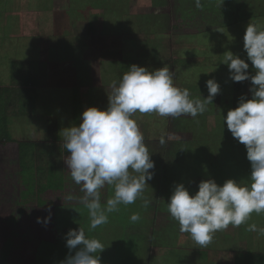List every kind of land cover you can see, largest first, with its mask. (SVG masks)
Listing matches in <instances>:
<instances>
[{
	"label": "rangeland",
	"instance_id": "374dc122",
	"mask_svg": "<svg viewBox=\"0 0 264 264\" xmlns=\"http://www.w3.org/2000/svg\"><path fill=\"white\" fill-rule=\"evenodd\" d=\"M18 1L22 8L21 18L23 20L19 22L20 32L16 31L13 35L16 34L20 37L22 46L20 41H17V45L26 59L23 61L26 70L21 78L25 76L28 70L34 72V77L38 80V86L28 91L31 92V96L35 93L33 98L36 100L39 112L36 116L37 121L27 122L28 133L32 135H26L20 130L14 135V140L40 144H54L52 138L55 132L60 133L64 128L79 125L80 118L74 123L75 117L73 116L74 88L80 86L81 89L78 95L83 97L85 101H87L86 98L89 93L92 92L95 95L92 97V101L96 103L95 107L101 110L106 109L108 95L112 92V83L115 81L118 84L123 73L133 64L146 67L150 71L166 65L173 73L175 86L181 89L187 88L193 99L206 98L209 93L203 86H205L207 80L203 81L202 72H199L198 68L208 66L206 72L213 74V68L217 66L212 67V65H215V63L219 65L217 59L219 56L205 50L206 46L202 42L205 39L201 38V40L198 34L203 31L200 29L201 23L203 21L209 22L208 20L222 22L227 14L229 15L226 10L229 12L233 8L230 6L234 4L235 8L238 9L234 20L239 21L241 20L239 13L245 1H248L251 5L253 4V0H201L202 7L198 8L195 0H131L132 3L130 1V4L124 9L123 25L121 28L119 27V32H113L116 31L114 29L102 40L95 39V43L91 48H88L86 47V40L88 39L89 25L94 24L99 35L102 32L104 33L105 28L103 26L108 20L107 8L100 10L87 9L83 14L75 15L64 30H57L54 24V14L67 10L70 6V0H51L47 6L49 9L41 7L42 0ZM18 1L14 2L17 3ZM261 14H264V12ZM85 15L87 19L84 20ZM2 23L5 22L2 21ZM113 25L117 27L119 24L114 22ZM6 29H10V22L6 24ZM25 45L28 46L25 47ZM214 45H217L216 40ZM99 47L101 49H98ZM11 48L7 47L6 49L8 56L14 54V58H11L13 61H22L15 54L19 49H16V47ZM3 49L0 43V67H2V70L4 69L3 62L9 60L3 57L5 52ZM92 49L94 51H91ZM75 52L93 53L94 55L83 63L76 62V66H74L76 73H68L70 76H76L73 82L64 79L58 80L55 74L51 78L49 67L72 62ZM52 72L54 73V71ZM56 73H60L59 70ZM0 77H3L5 85L13 84L8 70L5 75L0 74ZM57 77H59L58 74ZM214 79L216 80V77ZM20 86L22 85L20 84ZM20 86H18L19 90L21 89ZM225 91L226 86H223V88L221 86L220 92L214 97L212 104L207 106V111L196 118L190 115L173 118L160 117L155 113L134 114L133 118L137 121L144 135L150 158L155 165L154 169L149 170L153 172L152 177L157 176V171L162 166L168 164L170 166L173 162H177L173 157L177 152L176 142H191L193 138L200 137L201 140L204 139L202 144L206 148L209 144L208 140L214 141L215 138L220 136V133L215 130L217 125H220V130H223V132H228L227 125L222 120L227 115L228 110L234 109L235 105L231 102L233 96L227 95ZM35 123L38 126H35ZM58 123L60 124L57 125ZM212 124L215 126L212 127ZM211 133H216L217 136L214 138ZM161 139L164 140V143H161ZM57 145H60L59 149L56 151L49 150L46 153H52V157L61 169V171L58 170L59 173L63 172L66 178L69 177V174L64 162L69 153L64 148L62 140L58 141ZM220 146V143L212 142L209 149L218 152L221 151ZM181 153V148H179V155ZM38 162L42 163L43 160H38ZM249 171H251V168ZM244 172H247V170L245 169ZM248 177L250 176L244 173L242 178L234 180L247 184L250 182ZM228 179L221 178L222 182ZM150 180L146 181L147 185ZM155 180L157 179L155 178ZM215 181L220 185L217 178ZM70 183L75 182L72 180ZM198 184L194 182L189 185L190 194H195L198 191ZM72 187V193H75V195L72 196V193H70L67 202L77 204L78 212H75L72 219L61 220L60 224H63L67 229L62 235L64 241H61L59 247L55 248L52 243L39 242L42 258H39L38 254L36 260L41 259V262L37 260L41 264H61L67 256L74 255L78 249L70 251L66 246L65 236L70 229L78 230L80 227L89 232L104 230L103 232L98 231V233L85 232L88 238H96L104 245V250L97 253L101 264H238L239 262L245 264L246 257H243L246 252L252 254V256L264 255V233L259 231V229L264 228V214L252 213L247 225L242 224L239 227H234L233 231L229 228L217 231L207 247H200L191 239L188 233L180 231L179 224L168 214V197L159 203V208L154 212L155 215L150 213L146 215L145 213L140 216L141 222L138 226H130L131 224L128 223L130 221L129 213L123 210L119 214V216H122L120 218L122 226L117 227L115 232H111L110 226L106 227L104 224V227L99 226L94 230H90L88 210L81 203V197L84 196V193L81 191L80 185L75 184L74 186L72 184ZM145 188L149 189L150 186H145ZM164 188L170 191L169 187ZM145 193L150 198H157L153 191L143 192V194ZM100 194L103 198L109 196V185L106 184L100 189ZM159 199H161L160 196ZM32 204L35 205L33 201ZM17 207L13 205L9 212L15 214V212L22 211ZM47 215L48 212L37 216L28 213L26 219L28 222H34L36 230H43L44 219ZM65 216L67 215L65 214ZM38 218L41 222H37ZM74 219L77 224H75ZM138 222L133 225H137ZM250 224H255L257 231H249L248 225ZM28 228L30 227H27L26 231L20 232L18 235H21L22 238L27 236L29 232H35L31 228L27 232ZM22 233H25V235ZM29 237L30 246L33 241L32 236ZM5 238H13L16 243V236L13 234L0 233V264H19V261L24 260L25 238H22L23 248H19L18 252L16 246H10L7 241H4ZM109 245L110 247H107ZM203 251H208V258L205 260L202 258ZM16 259L17 261H15Z\"/></svg>",
	"mask_w": 264,
	"mask_h": 264
},
{
	"label": "clouds",
	"instance_id": "9594fccd",
	"mask_svg": "<svg viewBox=\"0 0 264 264\" xmlns=\"http://www.w3.org/2000/svg\"><path fill=\"white\" fill-rule=\"evenodd\" d=\"M195 4L202 7L201 0H195ZM243 41L255 74L248 71L249 63L231 51L225 52L222 63L227 65L233 82L251 81V98L241 96L238 106L224 116V123L233 138L246 147L251 163L250 182L242 184L228 179L219 185L214 179L203 180L195 194L179 183L167 202V210L180 231L188 233L200 247H207L217 231L229 225L246 224L252 213L264 214V29L249 23ZM205 85L208 96L193 99L187 88L174 85L168 66L150 71L133 64L118 84L112 83L106 109L88 107L82 112L78 126L61 130L64 148L69 153L65 163L84 193L81 203L88 210L90 230L106 224L109 214L118 212L120 205L133 204L142 198L146 181L152 179L153 172L149 170L155 165L134 114L196 118L207 111L220 92L214 78ZM106 184L113 188L114 194L102 205L100 189ZM149 204L144 199L143 207ZM140 218L139 213H133L130 220L137 222ZM49 220L50 216L44 222ZM37 222H41L40 218ZM248 230L257 231V226L250 224ZM259 231L264 233V228ZM65 238L70 251L78 250L61 264H101L97 253L105 247L98 239L88 238L83 228L70 229Z\"/></svg>",
	"mask_w": 264,
	"mask_h": 264
},
{
	"label": "trees",
	"instance_id": "16d2710c",
	"mask_svg": "<svg viewBox=\"0 0 264 264\" xmlns=\"http://www.w3.org/2000/svg\"><path fill=\"white\" fill-rule=\"evenodd\" d=\"M14 1L18 0H0V43L3 46V50H5L3 57L5 59H9L8 61H4V69L2 70V67H0V74L5 75L6 71H9V77L10 80L13 82H24L28 86L30 85L31 88H37L38 86V80L36 77H34V72L28 70L25 74V76L21 75L24 74L26 67L23 65V61L26 60L20 47L17 45V41L21 42L20 37H18L16 34L13 35V33L16 31L20 32L18 28L19 22L23 20L21 18L22 8L20 6V2L18 1L15 3ZM130 1L125 0H70L67 10H64L62 12H57L54 14V24L55 29L57 30H64L66 28V25L70 20L73 19L75 15L83 14L85 10H100L107 8V18L106 24H104L105 31L102 32L100 35L95 30V25L90 24V29L88 33V39L86 40V47L91 48V46L95 43V39L102 40L105 36L109 34V32L116 29V31L113 32H119V27L123 25V15H124V9H126L127 5L130 4ZM133 1V0H132ZM131 1V3H132ZM154 1V0H153ZM209 1V0H207ZM219 1V0H218ZM41 7L43 9H49L47 6L51 2V0H42L41 1ZM236 3V2H235ZM229 12L226 10L227 16L225 17V20L222 22H217L213 20H208L209 22L203 21L201 23L200 29L203 31L198 33L201 38H204L205 41L202 42L206 46L205 50L209 53L219 56L218 61L219 65L215 63V65H212L213 68V74H209L206 72V67L198 68L199 72H202L203 81L213 79L216 77V81L220 85V88L222 86H226L225 93L229 96H233L232 103L235 105V108L238 106V102L241 96H246L247 98H251V93L249 91L251 87V81L245 80L243 82H233L229 78V70L226 64L222 63L224 61L225 52L231 51L233 54L238 55L241 59H244L247 63H249V69L248 71L250 74H255V69L252 67L251 62L247 59V53L244 50V33L246 26L249 23H256L258 24L262 29H264V14H261L264 12V0H253V4L251 5L248 1H245V4L242 5L240 10V17L241 20L235 21L234 18L236 16V12L238 11L237 8H235V4ZM235 8V9H234ZM119 9V10H118ZM227 9V8H226ZM86 16V15H85ZM4 19V20H3ZM83 19H87L86 17H83ZM4 21L5 23H2ZM10 22V29H6V24H9ZM114 22H117L119 24L117 27L113 25ZM260 22V23H258ZM5 24V25H4ZM2 34V35H1ZM103 34V35H102ZM101 37V38H100ZM117 37V36H116ZM119 38V37H117ZM216 40V44L214 45V41ZM9 41V43H8ZM6 43V44H5ZM98 45V43H97ZM28 45H25V47ZM7 47L19 49L16 51L15 54L18 55L19 59H22V61L12 59L14 58V54L8 56V53H6ZM11 48V49H12ZM30 49V48H27ZM98 49H101L100 47ZM104 51H108L106 49H102ZM20 51V53H19ZM91 51H94L92 49ZM197 54V53H194ZM94 55L93 53H77L75 52V56L72 62L66 63V64H56L54 66H50L49 70V76L52 78L55 74V77L59 79L67 80L68 82H73L75 80L76 76L73 77L70 76L68 73L73 72L76 73L75 67L76 62L83 63L87 61L90 56ZM103 56V55H101ZM100 56V57H101ZM12 58V59H11ZM8 62V63H7ZM20 62V63H19ZM208 63V62H207ZM9 64V65H7ZM207 65V64H206ZM209 65V63H208ZM8 66V67H7ZM217 69V70H216ZM60 73H56L58 71ZM215 70V72H214ZM54 71V73L52 72ZM72 73V74H73ZM11 74V75H10ZM57 74L59 77H57ZM0 83H4L3 77H0ZM204 89H207L206 85L203 86ZM80 86H77V88H74V99L72 102L73 105V116L75 117V122L78 121V118L81 117V114L84 109L88 107H93L96 105L94 101H92L93 95L92 92L89 93L88 97L86 98L87 101L84 100L83 97H80L78 95V92L80 90ZM208 90V89H207ZM4 92V91H0ZM26 98H27V104L28 108L31 107L32 110L37 109L38 106L36 104V101H34L33 95L31 96V92H25ZM35 96V95H34ZM224 121V119L222 120ZM61 122V121H60ZM58 123L57 125H59ZM203 125V124H202ZM215 126L212 124V127ZM198 128V126H197ZM220 125L215 128L217 133H220V136L215 138L217 136L216 133H211V136H213L216 140L209 141L208 140V146L205 148L202 144L204 139H200V137H196L195 139L191 140V142L183 141V142H176L177 146V152L175 155H173L174 159L177 162H173L170 166L169 164L166 166H162L160 169H158V174L155 176L157 180H155L154 185L151 188V191L156 192V208L158 209V203L162 201V195L164 193H170V191L173 190L174 186L176 184L182 183L184 186L188 189L189 185L191 183H199L202 181V179H214L216 178L219 180L220 185H222L224 182H222L221 178H229V179H240L242 178L243 174L246 173V175L251 176V163L247 159V153H246V147L245 145L241 144L237 139L233 138L231 132L228 130L227 133L223 132V130H220ZM62 140L63 137L61 136V133L55 132V135L52 138V141L54 145H57V142ZM234 141V142H233ZM207 142V140H206ZM220 143L221 151L214 152L212 149H209L211 143ZM179 148H181V155H179ZM242 153V154H241ZM187 159V160H186ZM247 170V172H244V170ZM52 177L47 178V185L46 188L43 189L42 192L49 190L48 193V199H46V204L41 200V208L37 209L35 212L37 215H42L44 212L47 213L50 216V220L45 223L44 222V228L43 230H39L38 232H29L30 228H28L27 232L29 234L27 236H23L26 241V247L25 251L23 253L24 260L19 261V264H41L42 258V250L39 246V242L41 243H52L54 244L55 248H57L58 245H60L63 240V233L66 231L65 226L61 223L62 219L74 217L75 212H78V205L73 204V202L68 203V191L69 188H66L67 192L63 195V192L66 191L63 189L62 184L63 180H58L57 186H51L52 183ZM250 178V177H248ZM196 179V180H194ZM167 184V185H166ZM170 186H169V185ZM169 187L170 191L164 187ZM189 190V189H188ZM45 193V192H44ZM111 193H113V190H111ZM161 199L158 200L159 196ZM45 197V195L41 194V197ZM112 196V195H111ZM110 196V197H111ZM109 197V198H110ZM151 200L150 196L145 193L143 194L142 198H139V203L142 204L144 199ZM102 205L106 202H102ZM49 205V206H48ZM126 206L129 205H123V208L119 206L118 212H113L109 214L108 222L104 225L110 226L111 232H115L117 227L122 226L121 219L122 216H119L123 210L128 211L129 216L131 217L132 211H130ZM49 208V209H45ZM156 209V211H157ZM65 214L67 216H65ZM141 216V215H140ZM57 218V219H56ZM56 220V222H55ZM45 221V219H44ZM75 224H77V221L74 219ZM140 220L137 225H133L136 222H132L131 220L128 222L133 226H138L140 224ZM55 223V224H53ZM248 222L246 223V225ZM245 225V224H244ZM100 227H104L103 225ZM82 228V227H81ZM230 230H234L233 226L228 227ZM33 231V230H32ZM85 232L88 233H98V231L103 232L104 230L100 229L97 232L92 231L89 232L84 229ZM26 233V232H25ZM25 233H22L25 235ZM14 236H16V243L13 238H6L7 243L12 246H16L17 252L19 248H23L21 242L22 238L21 235H18V232H12ZM32 236L31 245L29 246L30 237ZM110 244V243H109ZM53 246V245H52ZM59 247V246H58ZM107 247H110L107 246ZM108 249V248H106ZM39 250V252H38ZM39 258L36 260V258ZM99 255V254H98ZM246 257L245 264H264V255L261 256V254H258L256 256H252V254H248L246 252V255H244L243 258ZM101 258V257H100ZM103 258V257H102ZM108 258V257H107ZM202 258L205 260L208 258V251L202 252ZM17 261V259L15 260ZM34 262V263H33ZM18 264V263H16ZM240 264V262L238 263Z\"/></svg>",
	"mask_w": 264,
	"mask_h": 264
},
{
	"label": "crops",
	"instance_id": "0c3cea01",
	"mask_svg": "<svg viewBox=\"0 0 264 264\" xmlns=\"http://www.w3.org/2000/svg\"><path fill=\"white\" fill-rule=\"evenodd\" d=\"M18 86H20V90ZM29 89H31V86H28L26 83L23 84V82H13L9 86L5 85V83H0V91H4L0 93V233L4 234L24 232L27 227L31 228L32 223L33 227L31 229H34L33 231L35 232L39 231L35 229L36 225L34 222H28L26 218L28 213L32 216H37L35 211L41 208V200L48 204L46 199H48L49 190L44 191L45 193L42 192L46 188L47 178L53 175L51 186L55 187H58V180H63L62 187L64 190L66 188L72 190V184L75 186V183H70L73 179L71 178L70 170L67 168L66 163L64 162V165L66 166L69 177L65 178L63 172L59 173L61 169H59L58 163L56 164L55 159L52 157V153H46L49 150L56 151L60 148V145L58 146L52 143L17 142L14 140V135L20 130L26 135H32L28 133L27 122L37 121L36 116L38 115L39 109L32 110L31 107L28 108L25 92H28ZM34 101L36 100L34 99ZM34 125L38 126L36 123ZM38 160H43V162L39 163ZM154 182L155 178L152 177L148 183L150 188H144L143 192L149 193ZM148 185L146 186L148 187ZM109 188L110 195L104 198L101 197L102 202H106L114 194L111 193L113 188L111 186ZM65 192L67 190L63 192V195ZM41 194H44L45 197H41ZM171 194L172 192L164 193L162 200L166 199V197L169 200ZM73 195L75 193H72ZM154 195H156V192ZM156 199H147L151 201L147 209L143 207V203H139V198H137L135 203L130 204L129 207L126 206V208L134 213H139L141 216L145 213L146 215L149 213L155 215L154 212L157 209ZM32 201L35 205L32 204ZM13 205L15 207L18 205L19 207L17 208L22 211L11 214L9 211ZM121 207L123 208V205H120V209ZM4 241H6V238Z\"/></svg>",
	"mask_w": 264,
	"mask_h": 264
}]
</instances>
